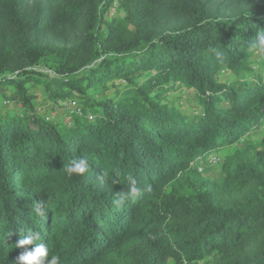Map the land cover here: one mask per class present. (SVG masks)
Masks as SVG:
<instances>
[{
    "label": "trees",
    "instance_id": "1",
    "mask_svg": "<svg viewBox=\"0 0 264 264\" xmlns=\"http://www.w3.org/2000/svg\"><path fill=\"white\" fill-rule=\"evenodd\" d=\"M262 71L264 0H0V264H264V141L194 165L264 125Z\"/></svg>",
    "mask_w": 264,
    "mask_h": 264
},
{
    "label": "rangeland",
    "instance_id": "2",
    "mask_svg": "<svg viewBox=\"0 0 264 264\" xmlns=\"http://www.w3.org/2000/svg\"><path fill=\"white\" fill-rule=\"evenodd\" d=\"M116 5V4H115ZM117 6V5H116ZM111 18L117 16L118 19H122L124 17V12L122 10H112ZM110 18V15H109ZM98 64V61H94L90 66H95ZM37 73H43L47 79L52 81H56L60 79V76L55 73L52 69H49L46 66L40 65L35 67ZM264 76V71H262ZM233 75L231 72L223 71L220 79L225 82H231ZM28 89L30 95L34 99V103L36 105V109H38L37 113L40 116L44 117L47 121H57V123H68L72 122L73 115L70 114V111L62 108L61 106L56 105L50 100L46 99L45 91L42 85L40 84H28ZM14 89H7L4 93H0V113L7 112L10 114H20L22 113V105L20 103L14 104L10 102V95ZM106 95L113 96L116 94L114 90H109V92L105 93ZM163 101L169 102L173 104L177 109H180L181 112L186 115H192L193 113H197L201 111V105L197 99V94L194 90L182 86L181 84L176 83L169 90L163 93ZM264 141V125H262L259 129L250 132L246 137H244L241 142L237 145H232L227 147L220 152L213 153L208 157L202 159L199 162L194 163L202 170L206 172L209 177L220 178L222 175V164L225 157L228 154L232 153L235 148H244L247 145H258ZM211 159V160H210ZM214 159L217 161L215 162ZM204 261H201L202 264Z\"/></svg>",
    "mask_w": 264,
    "mask_h": 264
},
{
    "label": "built area",
    "instance_id": "3",
    "mask_svg": "<svg viewBox=\"0 0 264 264\" xmlns=\"http://www.w3.org/2000/svg\"><path fill=\"white\" fill-rule=\"evenodd\" d=\"M55 104L58 105V106H61L64 109L69 110L70 114H72L73 116L81 114V109H80V106H79V102L77 100H75V99L68 98V99L60 100V101H58ZM197 113H199V112L197 111ZM68 124L71 125L72 122L69 121ZM214 161L216 162L217 160L214 159Z\"/></svg>",
    "mask_w": 264,
    "mask_h": 264
}]
</instances>
